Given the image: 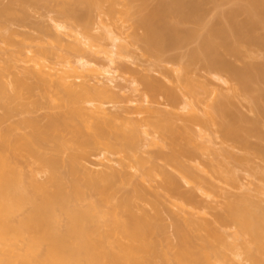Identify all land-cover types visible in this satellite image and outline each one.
Here are the masks:
<instances>
[{"label": "bare ground", "instance_id": "6f19581e", "mask_svg": "<svg viewBox=\"0 0 264 264\" xmlns=\"http://www.w3.org/2000/svg\"><path fill=\"white\" fill-rule=\"evenodd\" d=\"M50 2H55L58 13L60 12L65 21L70 22L66 27L56 19L57 30L69 28L75 33L79 30L80 34H78L81 37H74V42L69 43V49L72 50L70 52L72 54L73 51L76 52L74 53L76 57H79L82 51L78 49L80 47L77 44L81 43L82 39L89 42L92 39L90 47L96 46L97 42L95 45L94 42L102 36L100 31L104 30V24L106 26L108 22L106 16L110 17L109 20L115 25L120 20L119 17L115 18V14L121 13L119 6L115 5L120 4V7L124 5L122 0H9L6 4H0V30L4 29L3 33L0 31V43L3 42L9 47L17 46L15 37L20 32L12 27L27 24L31 17V13L28 14L30 8L38 9L40 5L44 6ZM135 2L138 3L136 7L138 20L135 29L143 31L138 39L145 47V53L171 62L172 65L178 61L182 64L181 59L186 62L184 67L181 66L183 68L181 72L183 75L186 73L185 76L179 75L177 78V74L181 72L180 69L175 70V80L183 84V86L181 83L178 85L179 88L181 85L183 95L171 90L173 88L170 90L166 88V95L177 104L179 100L181 103L179 105L183 104L182 109L193 110L197 106L199 108L196 109L201 111L200 107L205 106L202 107L204 115H210L213 109L211 115L214 113L219 118L217 120L212 116L206 120L192 114L187 121L200 127V130L211 124L215 127L214 132L221 134L222 142L229 143V146H240L244 151L255 152L264 158V137H262L264 130L261 131L264 128V0H136ZM50 6L51 4L47 7ZM94 14L97 15L95 19L103 18L102 25L97 23L100 19L99 21L93 19ZM56 21L54 20L55 23ZM111 23L107 25L112 26ZM31 24L30 26H33ZM39 25L36 24L35 29ZM42 28L37 30L41 31ZM46 30L43 29L45 31L43 36L49 33L51 35V31L47 30V33ZM123 32L125 34V30ZM31 35L27 33V38L33 39L34 35L30 37ZM39 35L34 38H39ZM59 35L60 32L59 34L57 32L54 38L52 37L55 44L60 43ZM126 38L124 37L125 40ZM37 47L36 54L31 57L37 68L28 71L32 81L13 79L11 82L13 92L9 93L0 77V106L2 104L1 108L5 111L4 116L0 117V125L11 114L10 109L13 110L8 101L21 97L22 91L30 94L34 90H39L43 96L50 95L53 80L49 77L52 74L49 75L50 72L43 70L45 66L39 57L47 58V54L49 51L52 52V49L47 47V50L45 46L38 47L39 49ZM119 48L122 50L120 52L124 51L123 46ZM176 51L180 53L173 54ZM0 53L7 52L2 51L0 46ZM66 53L71 54L69 50ZM37 54L40 56H36ZM53 54L55 57L65 58L57 52ZM10 55L8 61L4 60L5 67H0V72L3 68L12 67L17 51H12ZM198 62H201L202 69L208 74L214 73L219 75L218 78L224 77L230 83L234 82L231 88L227 87L229 88L227 92L226 88L219 86L226 93L232 91L233 95L222 94L224 91L222 89L219 91V88L217 93L203 83L204 79L196 80L198 74L194 75L195 78L190 74L189 68L191 69ZM83 66L86 67V63ZM89 67L87 69L90 72H96V67ZM164 70L167 72L168 69ZM70 78L69 75H60L54 82L58 91L65 96L59 103L51 99L52 105L49 108L60 110L49 113L44 124L34 118H24L13 128H0V264H227L230 258L226 251L231 250L239 255L238 246H241L239 239L245 234H248L252 241L251 236H254L256 241L253 242H256L257 248H264V215L246 200L242 203L229 202L228 215L218 217L222 221H235V226L239 230L234 233L233 243L227 242L222 233L215 231L211 236L203 238L192 229L190 224L180 220L176 215L172 226L174 242L166 236L165 226L161 223L164 207H161L163 201L158 194H153L156 200L152 204L154 207L152 209L155 213L135 211L136 206L132 196L142 200L148 192L142 183L133 180L129 169L134 166L122 159L120 160L122 169H115L110 173L102 172L98 175L85 172L84 177L81 178L78 168L81 160L87 159L100 146L112 153L134 152L138 148L139 132L132 127L129 130L114 129L110 125L109 118L99 121L98 119H104L99 117L104 116L105 109L101 105H94L92 97L85 100L92 102L93 108H84L83 96L70 85ZM202 78L205 77L202 75ZM207 81L210 82L212 79ZM144 84L150 90L161 91L162 86L150 79H145ZM95 91L97 95L107 92L105 88H97ZM179 96L185 98L180 100ZM240 96L248 100L247 102L244 99L249 103L247 107L254 116L245 115L234 105L235 98L240 99ZM166 121L168 120L155 122L154 127L158 129L154 132L169 134L175 141L178 134L182 135V133ZM14 128H27L29 132L14 137L12 136ZM253 137L257 138L258 143L251 141ZM188 140L186 141L189 142ZM208 141L212 142V140ZM45 148L53 152L72 150L69 168L65 173L62 170L64 164L59 157L41 152ZM195 148L173 147L170 153L156 156H163L169 163L181 167L183 164L180 157L194 155ZM21 155L34 158L47 174V180L40 182L34 178L30 185H26L17 167V159ZM235 157L238 159V156ZM126 158L130 159V156L126 155ZM144 161L149 162L139 159L135 164L143 170V174L150 175ZM162 168L160 167V171L169 183L166 186L171 184L174 186L167 190L170 189L171 194L178 195L180 189L178 181L176 182V178ZM118 182L131 184L133 195L126 194L113 204L111 201ZM184 195L181 197L184 198ZM187 198L189 199V196ZM85 200H88V203L83 206ZM63 220L65 223L61 226ZM244 244L246 243L243 242ZM244 247L249 262L261 264L260 254L258 253L257 256L255 253L256 248L246 250L249 246ZM253 250H256L255 254Z\"/></svg>", "mask_w": 264, "mask_h": 264}, {"label": "rangeland", "instance_id": "374dc122", "mask_svg": "<svg viewBox=\"0 0 264 264\" xmlns=\"http://www.w3.org/2000/svg\"><path fill=\"white\" fill-rule=\"evenodd\" d=\"M122 1H124V5L121 4V7L120 4L115 5L117 7L119 6V10L121 9V13H119L121 16L115 14V18L119 17L118 19H120L119 21L117 19L120 26L118 23H115V25L111 23L112 20H109L111 18L106 16L108 19V22L106 20L107 24L110 22L112 26H108L107 24L105 26L103 23L105 28L103 27L104 30L100 31L102 36L98 38L97 41L95 40L94 45L97 42L96 46L90 47L92 39L90 42L82 39L81 43L77 44V46L80 47L78 49H82L79 54L81 59L74 55L76 52L73 51L72 54L70 52L72 50L69 49L71 42H74V37H81L78 32L79 30L76 29L78 30L76 33L69 28L57 30L56 25L58 22H61V25L66 27L70 22L65 21L61 14H59L60 12L58 13L55 2H50V7H47L49 6V4H47L44 6L40 5L38 9L30 8V10H28V12L30 11L28 14L31 13L30 20L33 23L29 18L28 22L30 24L32 23L31 25L33 26H30L27 21V24H24L23 26L11 25L14 26L12 28H16L15 30L18 29L17 31L22 34L18 33L19 35L15 37L16 42L15 39H13L18 47H9L3 42L0 43L1 50L7 52L5 54H1L2 52L0 53V67H5L3 63L6 62L4 60L8 61L12 51H17L16 59L14 63L12 62V67L3 68L0 72V77L3 83L7 86L8 92H13V86L11 85L13 79L27 80V82L31 80L28 71L37 68L35 62L31 60V57L36 54L35 49L37 46L40 48H44L42 46H45L47 50L48 48L52 49V52L49 51L47 54L48 56L46 55L47 58H39L41 59V63L45 66L44 69H42L50 72L49 75L52 74V76L49 77L48 73L45 72L53 82L50 88V95L48 96H43L39 90H34V92L30 94L22 91L21 97L9 100L8 103L13 110L10 109L11 114L6 117V120L0 125V128H13V126L24 118H34L41 124H44L46 122V116L49 113H56L60 110H52L49 108V106L52 105L50 104L51 99H55V102L59 103L65 96L64 93L58 91L59 89L54 82L57 81V78L60 75H69L71 76L69 80L70 85H72L77 92H81L80 94L83 96L84 102L82 105L84 108H93L91 104L92 102L85 100L86 98L92 97L94 105H101L105 109L104 116L99 117H104V119H98L99 121H104L105 118H109L110 125L114 129L129 130L132 127L139 132L137 136L139 144L134 152L123 151L120 153H112L100 146V148L92 152L87 159L81 160L78 164L80 177H84L85 172H90L92 175H98L102 172L110 173L112 170L122 169L120 160L123 159L129 165L134 166L129 169L133 175V180L136 181V183H142L148 192V194H146L147 196L143 198L144 200L132 196V200L136 206L135 211L137 213H141L142 211L149 212V214L155 213V210L152 209L154 208L152 207V204H154L153 202L156 200L153 194H158L164 205L161 206L164 207L162 208L163 221L161 223L165 226L166 236L170 237L169 240L171 239V241L175 242V235L173 234L172 226L174 224L173 219L175 220L176 215L180 220L186 221L190 224L192 229L203 238L211 236L212 232L215 231L222 233L226 237L227 242L233 243L234 233L237 232V229L239 230V228L235 226V221H222L219 220L218 217L225 214L228 215L229 211L227 212V205L229 202L242 203L244 200L250 202L261 215H264V158L255 152H246L240 146H229V143L222 142L223 138L221 134L214 132L215 127L211 124L209 127L205 126L200 130V127L187 121L192 114L199 115L206 120L212 116L217 120H219V118L214 113L211 115L214 111L213 109H211L212 111L210 115H204L202 113V107L204 108L205 106L200 107L201 111L196 109L197 106L194 107L195 110H189V108H186L187 110L182 109L183 104L179 105L181 104L179 103V100L178 104L175 100H173V103L171 98L166 95V88L167 90L168 88L169 90L173 88L171 90H175L177 94L183 95V90L181 91L180 89L182 88L181 85L180 88L178 86L181 82L177 83L178 81L175 80V70L180 69V72L183 71L182 67L186 65V62L181 59L182 64L178 61L172 65L171 62L157 59L149 53L146 54V50H144L145 47L141 40H139L140 33L142 34L143 31L140 32L141 29L136 28L139 30L136 32L135 29L138 20L136 10L138 3L135 2L136 0ZM6 2H9V0H2L0 4H6ZM48 8H50V10ZM119 10L117 9V11ZM96 14H94L93 19H100V22L97 23L102 25L101 19L103 18H98L100 17L98 16V19H95L97 16ZM101 17H103V15H101ZM106 18L104 17V19ZM115 18L114 20H116ZM52 19L55 21L58 19L59 21L57 20L58 22L56 21L55 23ZM35 23L40 24L38 27L39 29L43 26L41 30L42 34L41 31L37 30L38 28L35 29ZM45 26L49 28V30ZM43 29L51 31V35H49V33L47 36H43L45 32ZM3 30L4 29H1L0 31L2 32ZM123 30H125V34ZM23 32H25L26 38ZM57 32L58 34L60 32V43H57L58 45L53 42L54 35ZM4 33H6V31ZM27 33H31L34 37L39 35V38L33 37V39H28ZM32 35L30 37H32ZM126 35H128V37ZM40 37L43 38L40 39ZM124 37H127L126 40ZM113 43L117 48H115L116 46ZM120 46L124 47L123 52H120L122 51L119 48ZM38 47L37 49H39ZM70 48L72 47L70 46ZM68 50L71 54L66 53ZM117 50L119 51L117 52ZM53 52H57L61 56H65V58L55 57L56 53L53 54ZM176 52L173 54L180 53ZM167 55L169 56V54ZM36 56L40 55L37 54ZM84 63H86V67L83 66ZM179 65L180 67H178ZM201 65V62H198L193 67L191 66L193 69L189 68L191 71L190 74L194 76L197 73V76L199 77L196 78V76H194L196 80L199 78V81L204 79L203 83H205L208 88L211 87L212 90L219 93L220 89L224 91L226 88L225 90L227 92V89L229 91V88L233 86L232 84L234 82L231 81L230 83V81L224 77H220V80V78H218L219 75L214 73L208 74V72L202 69ZM89 66L96 67V72H90V70L87 69ZM165 68L168 70L170 69V71L167 70V72H165ZM200 69H202V71ZM177 75V78H179V75L183 74L181 72ZM185 75L186 73L183 76ZM202 75L205 78H202ZM77 76H80V78L77 79ZM180 77L182 78V76ZM194 77L191 78L194 79ZM145 79H150V81L152 80L154 83L162 86L160 88L161 91L157 92L148 89L144 84ZM207 79H212V81H210L211 83L208 82L209 80L207 81ZM219 86H222L224 89ZM97 88H105L107 92L103 95H97L95 91ZM222 91L220 93H222ZM226 92L224 91L222 94L230 93ZM231 94L233 95L232 91L229 95ZM242 97L240 96V99L237 97L235 98L236 100L233 98V100L236 101V103L233 102L234 105L245 115L249 117L254 116L247 107L249 105V103H247L248 100L244 96ZM183 98L181 96L180 100ZM244 99L247 102H245ZM237 100L240 101L237 102ZM1 106L0 117H3L5 111ZM165 119L168 120L166 122H169L175 129L182 133V135L178 134L175 141H173V137L169 134L163 135L160 132H154L158 129L154 127V123L164 122ZM263 125L261 128H263ZM263 130L264 128L261 129V131ZM199 131L201 132L199 133ZM28 132L29 129L27 128H14L12 130V136L19 137ZM262 134V137H264L263 132ZM152 140H154V142ZM208 140H212V142H209ZM251 141L258 143L257 138L255 137L251 138ZM183 146L186 148H196L194 155H184L180 157L183 164L181 167H178L174 163H169L163 156H156L161 153H170L173 150V147L179 149ZM41 152L56 155L64 164L62 168L64 173L68 170V163L71 158L70 154L72 153V150L65 149L61 152H53L49 148H45L42 149ZM126 155H129L130 159H125ZM234 155L238 156V159H236ZM139 159L149 161L144 162H146L145 167L149 168L150 175L143 174V170L135 164ZM17 163V167L22 173L26 185H30L34 178L40 182L47 180V174L41 169L39 164L34 161V158L21 155L18 157ZM160 167H163L164 171L166 170L170 176L176 178V182L178 181L177 183L180 185V187L177 186V188H180H178L179 190L177 189L179 191L178 195L171 194L172 191L170 193V189H168V192L167 188H171L173 185L170 183L171 186H166L169 183L166 182L165 177H163ZM87 168L90 171H88ZM117 185L118 187H116V190L113 193V200L111 201L113 204H116L122 197H124V195L126 196V194L130 196L133 195L131 184L118 182ZM183 193L189 196V199ZM182 194L185 196L184 198L181 197L183 196ZM88 196L90 195L88 194ZM87 203L88 200L83 201V206L87 205ZM259 213L258 215L261 218ZM64 223L65 221L63 220L61 226H63ZM245 235L239 239V243L241 244V246H238L239 255H236L235 252L231 250L226 251V254L230 258L227 264H251L244 253V246L246 245L249 246L246 250L250 248L252 249V247L256 248L257 251L253 250V254L257 253V256L260 254V263L264 264V251L262 250L264 248L259 249L256 247V242H253L256 241L254 240V236H251L253 237L252 241L248 234ZM163 240L165 244V238ZM243 242L246 244L243 245Z\"/></svg>", "mask_w": 264, "mask_h": 264}]
</instances>
